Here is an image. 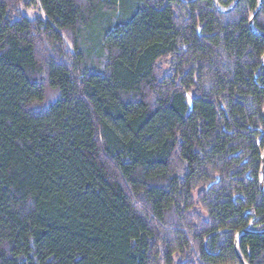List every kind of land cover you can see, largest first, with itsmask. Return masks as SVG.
Segmentation results:
<instances>
[{"label":"trees","instance_id":"1","mask_svg":"<svg viewBox=\"0 0 264 264\" xmlns=\"http://www.w3.org/2000/svg\"><path fill=\"white\" fill-rule=\"evenodd\" d=\"M234 2L0 0V264H264V0Z\"/></svg>","mask_w":264,"mask_h":264},{"label":"rangeland","instance_id":"2","mask_svg":"<svg viewBox=\"0 0 264 264\" xmlns=\"http://www.w3.org/2000/svg\"><path fill=\"white\" fill-rule=\"evenodd\" d=\"M19 15L26 17L28 19H33L36 17H40L41 13L38 11V9L36 8H29V9H24V8H20L19 9Z\"/></svg>","mask_w":264,"mask_h":264},{"label":"water","instance_id":"3","mask_svg":"<svg viewBox=\"0 0 264 264\" xmlns=\"http://www.w3.org/2000/svg\"><path fill=\"white\" fill-rule=\"evenodd\" d=\"M238 2H239V0H235V2L233 3V5L230 7V9L228 11L232 10L237 5ZM214 3H215V0H214ZM253 18H251L250 21H249V25L250 26H251ZM261 171H262V173H264V154H263V157H262V168H261ZM261 188H262V185H261Z\"/></svg>","mask_w":264,"mask_h":264}]
</instances>
